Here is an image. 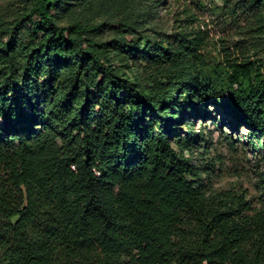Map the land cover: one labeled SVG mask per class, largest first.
<instances>
[{"label":"trees","instance_id":"1","mask_svg":"<svg viewBox=\"0 0 264 264\" xmlns=\"http://www.w3.org/2000/svg\"><path fill=\"white\" fill-rule=\"evenodd\" d=\"M222 1L264 33V0ZM27 2L0 26V264H264V201L211 188L179 127L216 107L264 153V49L212 60L190 11L144 33L164 0L115 22L94 0Z\"/></svg>","mask_w":264,"mask_h":264},{"label":"rangeland","instance_id":"2","mask_svg":"<svg viewBox=\"0 0 264 264\" xmlns=\"http://www.w3.org/2000/svg\"><path fill=\"white\" fill-rule=\"evenodd\" d=\"M144 7L143 0H94L92 13L115 22L126 14L141 18ZM229 9L222 0H164L144 20V33L148 34L151 26L162 34L169 33L174 19L182 18L183 11H190L196 16L198 25L208 32L206 52L212 60L222 61V48L226 46H230L237 55L241 52L254 59L255 54L264 49V33L257 30L256 10L241 8L234 16ZM28 10L27 0H0V26L18 31L17 23L25 18ZM28 26V23L23 24L21 35L27 33ZM204 113L194 116L188 111L185 119L179 122L180 137L186 133L185 122L192 125L194 135L198 136L192 153L185 151V155L194 166H209V176L203 172L202 177L211 188L243 190L248 201L259 206L264 201V184L261 182L264 153L261 145L247 126L237 124L220 109L210 107Z\"/></svg>","mask_w":264,"mask_h":264}]
</instances>
